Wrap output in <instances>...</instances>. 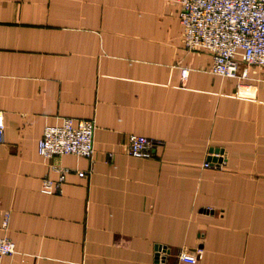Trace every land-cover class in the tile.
Segmentation results:
<instances>
[{"label":"crops","instance_id":"crops-1","mask_svg":"<svg viewBox=\"0 0 264 264\" xmlns=\"http://www.w3.org/2000/svg\"><path fill=\"white\" fill-rule=\"evenodd\" d=\"M211 64L184 47L178 0H0V237L17 250L0 264H156L158 247L166 264H264V69ZM65 119L95 121L92 160L38 154Z\"/></svg>","mask_w":264,"mask_h":264},{"label":"built area","instance_id":"built-area-1","mask_svg":"<svg viewBox=\"0 0 264 264\" xmlns=\"http://www.w3.org/2000/svg\"><path fill=\"white\" fill-rule=\"evenodd\" d=\"M179 19L183 28V43L188 51L205 50L212 58L211 73L231 80L249 78V68L264 69V0H178ZM190 70L182 68L185 80ZM5 120L0 114V144L4 142ZM95 121L76 123L65 119L60 126H49L38 142V154L46 160L71 155L93 159ZM160 143L145 136L130 135L128 148L131 156L152 159ZM224 161L204 163L205 169L223 168ZM56 170V167H51ZM59 179L46 176L41 185L45 195L62 194L66 170H59ZM84 176V173H79ZM10 215L6 214L4 228L9 227ZM16 245L10 238L0 237V263L5 257L16 254ZM156 264H166L171 252L158 247ZM183 264H198L203 252L190 255L186 251L176 254Z\"/></svg>","mask_w":264,"mask_h":264},{"label":"water","instance_id":"water-1","mask_svg":"<svg viewBox=\"0 0 264 264\" xmlns=\"http://www.w3.org/2000/svg\"><path fill=\"white\" fill-rule=\"evenodd\" d=\"M215 154H217V155H223L224 154V151L223 150H220V149H217V150H214L213 151ZM211 159V158H210ZM209 159V160H210ZM216 160H214V162H215Z\"/></svg>","mask_w":264,"mask_h":264}]
</instances>
